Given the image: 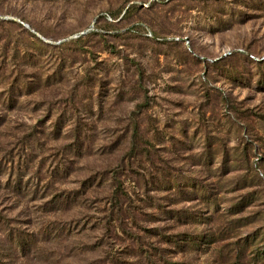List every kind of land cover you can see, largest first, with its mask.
<instances>
[{
  "label": "rangeland",
  "instance_id": "374dc122",
  "mask_svg": "<svg viewBox=\"0 0 264 264\" xmlns=\"http://www.w3.org/2000/svg\"><path fill=\"white\" fill-rule=\"evenodd\" d=\"M261 57L264 0H0V264H264Z\"/></svg>",
  "mask_w": 264,
  "mask_h": 264
},
{
  "label": "built area",
  "instance_id": "2783aa9c",
  "mask_svg": "<svg viewBox=\"0 0 264 264\" xmlns=\"http://www.w3.org/2000/svg\"><path fill=\"white\" fill-rule=\"evenodd\" d=\"M228 54H229V52H224L222 55H223V56H226V55H228ZM250 58L253 59V60H254V59L259 60V58H255V57L252 56V55L250 56ZM260 60H264V57H261Z\"/></svg>",
  "mask_w": 264,
  "mask_h": 264
},
{
  "label": "trees",
  "instance_id": "16d2710c",
  "mask_svg": "<svg viewBox=\"0 0 264 264\" xmlns=\"http://www.w3.org/2000/svg\"><path fill=\"white\" fill-rule=\"evenodd\" d=\"M257 62H259V61H257Z\"/></svg>",
  "mask_w": 264,
  "mask_h": 264
}]
</instances>
